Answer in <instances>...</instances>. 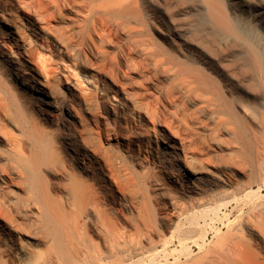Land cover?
Returning <instances> with one entry per match:
<instances>
[{"label":"bare ground","instance_id":"1","mask_svg":"<svg viewBox=\"0 0 264 264\" xmlns=\"http://www.w3.org/2000/svg\"><path fill=\"white\" fill-rule=\"evenodd\" d=\"M205 1L225 34H238L236 11L264 27V2ZM142 2L0 0V264H264V171L234 162L249 133L264 145V128L250 132L236 98L246 91L213 59L169 60ZM158 22L163 38L198 50ZM114 31L170 65L166 78L207 122L137 73L133 51L114 66ZM246 43L264 91V42Z\"/></svg>","mask_w":264,"mask_h":264},{"label":"rangeland","instance_id":"2","mask_svg":"<svg viewBox=\"0 0 264 264\" xmlns=\"http://www.w3.org/2000/svg\"><path fill=\"white\" fill-rule=\"evenodd\" d=\"M199 1L200 0H197V1L196 0H143V2L141 3V6L140 7H143L142 8L143 9L142 12L145 14L144 19H145V22L147 23L146 24L147 27H148L147 29H149L150 34H152L151 35L152 36L151 39L152 40H155L156 43L154 42V44L159 45L160 43L158 44L157 41L158 42L161 41V44H164V46L166 47V50H167V52H166L167 53L166 54L167 57H168V51H169L168 49H170V52L172 51L171 54H169V60H170V58H172V55L177 56V57L181 58L182 60L183 59H186V58H187V60H192V59L193 60H198V59H200L202 57H208V58L213 59V61L217 64L218 70L221 72L220 74H222V75L226 74V75H229V76L234 77V79H235L234 83L235 84L234 83L231 84L232 89L238 90L239 92L241 91V93L243 92V90H244V92L246 91L247 97H246V95L240 94L239 97L236 96V98L242 99L243 102L244 103H248L249 107L251 108V109H248L249 110V113L247 115V121L249 122V123L247 122L249 124V127H248L249 130H250V128H253L255 130L260 131L262 128H264V122H263V126H260V123H262V121H264V120H262L264 118V114H263L264 113V104H263L264 103V101H263L264 100L263 99L264 98V96H263L264 93H262V92H264V91H263V88L262 89H261V87L259 88L254 83L255 86H256L255 87L254 84H253V82L250 81V80H252L251 78L253 77L252 76V72L249 69V65H247V61L243 58L244 56L242 57V55H241V53L239 51L241 50L242 46H245L244 44L247 41L248 42L246 43V45L249 44V43L251 44V43H256V42H260V41L264 42V27L261 24H259V23L256 24V22L253 21V18L251 16H249V14H247V13L242 14V13H238V11H236V13H233L232 14V13H229L228 12L231 15L232 18H234L235 16L238 17V14H239L238 19H236L237 17L234 18L235 27L236 28L238 27L237 28L238 30L236 29L238 31V34L235 33V32L231 33L232 31L224 30L225 32H227L225 34L222 31L223 29H221V27L218 26V24L215 22V20H212L213 17L211 18L212 15L210 14L209 11H207L208 9H205V7L207 8L206 1L203 0V3L202 4ZM224 2H226V3L227 2L228 3L231 2V3L234 4L235 8L238 9L239 8L238 5L241 4V3L255 4V3L264 2V0H224L222 3H224ZM144 7H146V8L144 9ZM204 13H205V15H204ZM149 15H150V17H149ZM160 18L164 21V23H166V25H168L166 27H167V29L170 28V29H168V31L170 33L172 31H177V29H178L179 30L178 32H181L183 34V36H184V38L186 40V43H188V44H190L192 46H195L196 48H198V50H196V49L195 50H190V49H186V47L185 48L184 47L181 48L179 46L180 43L177 44L178 41L173 36H170L168 38L167 37L163 38V36L159 35L158 32H157L158 30L160 32H163L162 28L159 27L158 19H160ZM211 24H212V26H211ZM240 26H242L241 27L242 29L244 28L243 29V32L244 33L242 31H240V30H242L241 28L239 30V27ZM228 32H230V34ZM113 33L111 34L112 37L110 36V38H112V39H110L111 43L113 42V44L116 45V46L113 45L115 48L118 47L122 51L123 50L125 51V53H123L124 51L121 53L120 50L119 51H115V50H112L111 51V49L109 50L110 53L108 54V57L111 55L109 58L115 59V60H113L114 61V66H116V64L118 63V61L121 62V54L129 55L133 51V55L131 54L133 56V57H131V60L133 59L134 60V61L132 60L133 63L135 62V64H136V65L134 64L135 65V69L138 68V66H139L140 69H142V71H140V69H136V72L138 70L137 73H139V74L141 73L140 74L141 76L146 75V76H143L146 79H148L149 77H150V79L153 78L152 80L154 82V87H156V89H159L160 88L161 90H164L165 89V91L166 90L169 91V93L172 92V97L175 99L174 101H176L175 103L176 104L178 103L177 105H181L182 104V108H184V105H185V108L184 109H187L188 108V110H189L188 111V115L191 114L194 117V119H195V121L197 123H200V124L202 123L203 124V123H206L207 122V120H206V118H208L207 117V113H205L204 111H200V113H199L195 109H192L190 107V104L186 101V100H188L187 99L188 97L186 96L185 92H183V89L180 86V84H177V82H173V81L170 82L171 80L169 81L166 78V76H167L166 74H168L169 71H170L169 69H171L169 67L170 65L168 66V64L166 62H160L157 58L154 57L155 56L154 53L151 54V57L153 55L152 58L154 59V61H153V59H151L150 55L149 56L148 55L145 56L147 58L143 57L144 55H143L142 52L139 54V52L142 51V48L140 50L139 47L141 45H140V43L138 41L135 40V42H134V41L131 40L132 42H130V41H127V39L122 35V33L121 34H119L120 32H117V33L115 32L114 34ZM234 33H235V35H234ZM114 39H115L116 42H114ZM251 39L252 40H255V42H253ZM240 40L243 41V43L245 41L246 42L242 45V42ZM249 40H251V41H249ZM122 41H123V43H122ZM125 42H126V44H125ZM127 43L128 44H131V46H130L131 47L130 48L131 50L128 49ZM137 46H139V47H137ZM184 46H185V43H184ZM135 47H137V49H135ZM125 48H126L127 51L125 50ZM134 50H136L138 52H136V51L134 52ZM194 51L195 52H199V53H195ZM112 52H113V54H111ZM118 52H120V53H118ZM141 54L143 56H141ZM140 56H141V58H138ZM117 58H118V60H117ZM188 58H190V59H188ZM155 59H157L158 61H156ZM144 60H146V61H144ZM138 63L140 65L142 63H143V65L144 64L145 65L144 66L143 65L140 66ZM161 63H163V65H161ZM159 65H161V66H159ZM142 67H144V68H142ZM143 69H144V72H143ZM165 71H166V73H165ZM160 73H162V74H160ZM149 74H150V76H147ZM151 75H152V77H151ZM158 76H159V78H158ZM163 78L166 79V80H164ZM237 80H239V81L237 82ZM164 81H165V83H164ZM250 82H252V84ZM237 83L239 84V86H237L238 85ZM240 84H242V86ZM164 85H166V86H164ZM236 87H238V88H236ZM174 89L176 90V92H175ZM257 89H258V91H257ZM248 91H250V92H248ZM254 91H256L257 94ZM183 95H184V97H183ZM261 97H262L263 100L261 99ZM261 100H262V102H260ZM255 104H257V105H255ZM254 107H255L256 110H254ZM189 108H191V109H189ZM193 110H195L194 111L195 113L193 112ZM184 111L187 112V110H184ZM186 112H185V114H187ZM260 112H262V116H263L261 120H260V117H261V113ZM250 113H252L251 116H249ZM254 113H255V115H254ZM195 114H197V115H195ZM205 114H206V116H205ZM257 115L259 116V118H258ZM258 123H259V126L260 127L257 125ZM250 132H251V130H250ZM255 132H257V131H255ZM259 134H262L263 135L264 134V130L263 131H260ZM251 136H252V138H251ZM253 136H254V134L252 135V132H251V135H250V133L248 134V137H249V141H248L249 143L248 144L250 145V146L249 145L248 146H249V148H251V149H249V148L248 149L250 151H248L247 152V155H246V151L248 149H245V151H244L245 153L242 152V154H241L242 156H240L239 154L236 156V158L239 161L234 160V162L236 161V164H239V165H241L243 167H245V165H246V167L248 168L247 169L248 171H250V170H256V171L261 170V171H264L262 169V167H261L262 165L260 166V164H263V163H259V162H262L263 161V157H264V150H263L264 149V147H263L264 145H263V141H261L260 138H259L260 140L257 139V141H255L256 139ZM251 140H253L255 142H260L261 145L258 146L257 143H254L253 141H252V143H254V144H250V141ZM261 147H263V148H261ZM251 150L253 152H255V153L252 154V151ZM257 150H259L261 153H258ZM249 153L252 154V155H249ZM258 155H260L261 157L258 156ZM244 156H245V158H243ZM234 157H235V155L233 156V158ZM251 157H256V158H251ZM257 157L259 159L261 158L260 161L257 160L258 159ZM246 158L247 159L249 158L247 160V163H246V160H245ZM252 159L253 160L256 159L254 161L258 162L259 164L256 165L257 163L254 162V161H252ZM249 161L250 162L252 161V162L249 163ZM240 163H243L245 165L240 164ZM253 163H254V165H253ZM175 197H177V194L175 195ZM181 197H179V195H178V200L185 202L186 199L184 197H182V198ZM119 204L125 205V203H119Z\"/></svg>","mask_w":264,"mask_h":264}]
</instances>
